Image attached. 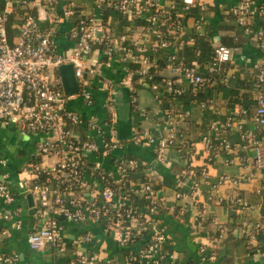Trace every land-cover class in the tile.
<instances>
[{"label":"built area","instance_id":"obj_1","mask_svg":"<svg viewBox=\"0 0 264 264\" xmlns=\"http://www.w3.org/2000/svg\"><path fill=\"white\" fill-rule=\"evenodd\" d=\"M90 1V13L76 17L77 5L73 2L63 5L62 0H0V121L16 124L23 133L36 134L38 153L44 160L52 159L45 164L29 163L24 168L30 176L23 179V185L33 194L39 217L44 219V224L29 234V247L38 252L53 248L54 264H219L216 249L220 245L204 242L199 243L194 262H182L164 219L168 211L184 215L186 202H195L206 185V201L220 203L229 197L237 209L245 212L260 207L253 221L242 222V229L253 251L258 250L264 257V187L257 191L263 195L259 204L252 203L241 190L242 184L254 178V169L247 167L239 175L222 174L215 180L209 169L210 162L233 155L226 158L228 164L252 162L264 173V60L254 66L255 104L213 118L199 142L191 140L182 125H189V113L172 103L163 110L162 119L154 122L156 131L141 128L132 132L127 141L153 146L161 161H166L171 150L186 161V167L176 176L171 199L163 198L156 187L158 181L150 174L136 178L144 165L125 152L126 139L118 131V110L112 93L106 96L105 121L86 118L71 102L81 96L91 106L95 96L88 87L90 76L98 74L102 65L114 68V62H120L125 64V76L119 83L130 90L133 108L148 119L151 113L139 108V91L148 90L157 103L163 104L170 95L197 94L206 84H227L240 47L214 40L209 62L199 60L200 54L189 62L182 54L207 24L208 0ZM40 7L48 10L52 23L75 19L70 30L73 45L58 50L54 29L40 24ZM230 9L244 33L264 50V30L255 28L253 22L256 13L264 16V0L260 4L257 0H237ZM107 10L120 14L124 31L115 32L113 26H108ZM10 15L18 26L13 41L7 27ZM165 51L160 63L159 55ZM70 63L81 88L75 95L65 93L58 72L59 66ZM130 63L134 67L130 68ZM212 105L211 99L199 103L201 109L213 108L219 116L222 112ZM234 133L237 141L232 139ZM198 144L206 152L205 164L200 167L193 164L192 151ZM0 164L6 161L0 158ZM159 183L163 186V179ZM228 190L232 196L227 195ZM135 194L148 204L137 205ZM15 199L9 182L0 175V220L9 221L16 215L9 207ZM62 215L66 221L102 226L114 234L119 247L133 248L135 255L123 261L104 257L95 250H81L93 240L91 234L79 236L70 247ZM203 223L202 214L194 215L190 228L198 231ZM14 226L20 228L21 221ZM216 234L218 243L226 236V229L218 227ZM7 236L8 229L1 228L0 241ZM18 262V253L0 252V264Z\"/></svg>","mask_w":264,"mask_h":264},{"label":"crops","instance_id":"obj_2","mask_svg":"<svg viewBox=\"0 0 264 264\" xmlns=\"http://www.w3.org/2000/svg\"><path fill=\"white\" fill-rule=\"evenodd\" d=\"M257 1L259 4L261 3V0ZM69 2H73L77 5L76 17L90 13L92 8L90 7V0H62L63 5ZM208 2L210 3V6L206 12L207 22L213 26L214 32L212 36L214 40H217V37H219L220 42L221 36L225 34L224 31L219 30V23L224 20L225 8L233 7L237 3V0H208ZM37 11L40 16L41 26L47 29H54V38L58 50H65L73 45L74 41L70 38V30L74 26L75 19H65L59 23H52L48 17V10L46 8L40 7ZM61 11L62 7L59 9L60 14L62 13ZM254 17V27L264 30V16L256 13ZM228 20L229 22L231 21V25H237L235 19L228 18ZM111 21L113 30H115V32H120L118 31L119 27L123 25L119 23L118 16L114 15L111 18ZM234 26L231 27L228 34L237 37L238 33L235 31ZM240 36L244 44L240 46L239 51L235 54L234 63L230 66V79L226 87H233L235 82L240 79L239 77H242L245 82L248 81L245 77L249 78V81L254 79V66L264 60V50L261 49L249 35L243 33ZM114 65V68H108L107 66L102 65L100 66V72H98V74L90 76L88 87L92 90L95 96V102L91 106H87L81 96L76 97V99L71 102V106L82 113L86 118H89V113L91 114L90 118H97L100 121H105V118L107 117V111L105 108L107 94L109 92L112 93L118 110L117 96L119 91H121L122 95L120 100L129 102L130 112L126 119H121L118 112V131L121 138L126 139L125 152L137 157L144 165L142 172L136 175V178H141L144 174L148 173L158 182L163 179L164 184L160 188V191L162 192L161 196L163 198L167 196L169 197L176 188L177 174L186 167V161L184 158L171 150L167 154L166 161H161L158 159L153 146L142 143L135 144L127 141L132 132L136 129L150 128L156 131L154 122L162 119L161 117L163 116L164 107L162 104L156 102L151 92L141 90L137 94L140 111L148 110L151 113L148 119L142 117L140 112L134 109L131 104L130 90L119 83L125 76L123 64L120 62H114ZM254 89L255 83H252L251 87H247V83H244L239 89L243 92H249L252 95L251 102L246 101L247 103H245L244 100L243 103L236 104L232 100L230 101L229 98L223 96L222 91H220L217 96L210 97L209 99L213 102L212 106L222 112L219 116L213 108H200L199 103L205 102L208 99L199 101L192 97L188 103H172V105H176L178 108L189 113V125H182L186 127L185 130L189 134L190 139L199 142L202 134L207 130L209 122L213 118H223L225 114L239 109L242 106H253L255 104ZM186 94L192 96L196 95L191 92ZM98 112L99 115L97 116ZM1 139L5 141L2 150L7 154H10V156H8V160L4 159L6 164L0 165V175L5 176V179L9 182L10 187L16 196L14 203L9 206L16 211V215L9 221L0 220V229L6 228L9 231V236L2 238L0 241V252L18 253V264H52L56 261L54 260L55 252L53 248L48 246L45 251L38 252L32 250L28 244L29 234L44 224V219L39 217L37 210L33 214L30 212L31 207L28 195L32 193L28 192L23 185V179L27 177L26 174L28 173L24 171L25 166L29 164V162L35 163L39 161V163H42L44 161L37 149L38 136L32 133H23L14 123L0 121V140ZM232 139L237 141V134L234 133ZM192 152L194 166L200 167L204 165L206 152L203 145L198 144ZM227 157H233V155H224L216 162H210L211 165L209 169L213 180L222 174L239 175L246 172L247 167L253 168L254 178L251 181L242 184L241 190L252 203L259 204L263 199V195H261V192L257 191L264 187V173L257 168H254L252 162L228 164L226 162ZM13 158L18 160L21 159L23 162L19 167L12 165L9 172V165ZM91 158L95 160V157ZM104 164L109 166L108 160H104ZM15 168L19 171L18 173H20L16 178L15 174H10ZM28 176H30L29 173ZM185 188L188 189L187 187ZM202 190L204 194H197L195 202H191V200L186 202L184 215H179L177 212L171 213L169 211L165 212L164 215L165 222L173 236V248L179 253L180 258L184 263H189L190 260L194 262L197 259V248L199 243L204 242L213 244L215 242L218 227H224L226 229V234L228 233L233 236L243 237L242 222L244 220L253 221L260 210V207H258L250 212L241 211L240 209H237L238 205L233 203L229 197H226L224 201L220 203L206 201L205 194H207L208 187L203 185ZM231 193V190L227 191V195H231ZM34 202L36 205L35 198ZM169 203L171 202L166 203V206L169 205ZM197 214L203 215L204 223L198 228V231H194L190 226L192 220H194V215L196 216ZM17 220L21 221L20 228L14 226ZM63 223L64 234L70 247H72L73 241L79 236L91 234L93 240L85 245V247L80 248L81 250H95L104 257L110 256L116 260H122L118 252L123 249L117 245L114 240V235L107 233L102 226L92 222L74 223L63 220ZM193 235L195 236L192 244H190L187 237ZM215 245L219 244L217 243ZM251 262L264 264V257L252 254L250 259L235 264H251Z\"/></svg>","mask_w":264,"mask_h":264},{"label":"trees","instance_id":"obj_3","mask_svg":"<svg viewBox=\"0 0 264 264\" xmlns=\"http://www.w3.org/2000/svg\"><path fill=\"white\" fill-rule=\"evenodd\" d=\"M230 10H231L230 7L225 8L224 20H222L219 23V30L225 32V34L221 36L220 42L228 46L240 47L244 44L242 42V39L240 38L241 37L240 35L245 32L244 27L240 26L239 24H237L236 26L231 25V21L229 22L228 18L235 19V16L230 14ZM114 15L120 18L119 13L111 10L106 11V17L109 24L108 26H112L111 18ZM232 26L235 27V31L238 33L237 37L228 34V31L231 30ZM7 27H8L9 36L13 41L15 34H17L18 32L17 20L14 18L13 15L9 16ZM125 28L126 27L121 26L119 27L118 31H122V30L124 31ZM213 32H214L213 26L207 22L204 30L198 34H195V42L189 46H186L185 49L182 51V54L185 53V56L189 62H191L194 59H198V54L201 55V59L199 60H201L202 62L211 61L214 50L213 48L214 38L212 36ZM166 54L167 51L162 52V54L159 55L160 63H163V60L165 59V57L163 59V56H166ZM129 67L130 68L134 67V65L130 63ZM239 78L240 79L237 82H235L233 87H226V85L228 84L218 82L217 84L214 85L206 84V86H202L198 91V93L194 96L190 94H185L181 96L170 95L169 97H165L162 106L164 107V109H166L170 107L171 103L185 104L188 103V101H190V98L192 97L199 101L202 100L204 101L206 99H209L210 97L212 98V96L213 97L217 96L220 93V91H222L223 96L229 98L230 101L232 100L236 104L243 103L244 100L245 103H247L246 101L251 102L252 95L249 92H243L239 89L243 86L244 83H247V87H251L252 83L253 84L255 83V80L251 79L249 81V78L245 77L248 80L245 82V80L242 79V77ZM37 162L39 163V161ZM141 178H143V176ZM156 187L161 188L159 182L156 183ZM135 198L137 205H144L146 203L148 204V202L143 197L139 198V196L135 194ZM164 211H166V209H163V212ZM194 236L195 235L187 237V240L190 244H192ZM213 244H217V243L214 242ZM218 244L220 245V247H218L216 250L219 255L220 264H235L237 262H243L252 257L253 248L249 245V242L245 237H237L227 233L224 239L219 241ZM134 252L135 251L133 250V248H128V249L125 248L123 250H120L118 253L119 256L122 258V260L124 261L128 256L135 255ZM191 262L192 261L190 260L189 263Z\"/></svg>","mask_w":264,"mask_h":264},{"label":"water","instance_id":"obj_4","mask_svg":"<svg viewBox=\"0 0 264 264\" xmlns=\"http://www.w3.org/2000/svg\"><path fill=\"white\" fill-rule=\"evenodd\" d=\"M220 38L217 37L216 41H219ZM58 72L60 75L62 87L67 95H75L80 93V83L79 80L76 76L75 72V67L72 63L70 64H63L58 67ZM121 91H119L117 99H118V112H119V117L121 119H126L128 118L129 112H130V104L129 102L125 100H120L121 97ZM160 195H162V192H160ZM28 199L30 202V212L33 214L36 211V206L34 202V196L33 194L28 195ZM60 219L65 220V216H60ZM112 235H114L112 233ZM252 254H255L257 256H260V253L258 250H255L252 252Z\"/></svg>","mask_w":264,"mask_h":264},{"label":"rangeland","instance_id":"obj_5","mask_svg":"<svg viewBox=\"0 0 264 264\" xmlns=\"http://www.w3.org/2000/svg\"><path fill=\"white\" fill-rule=\"evenodd\" d=\"M123 66H124V69H125V64H123ZM139 87L140 88H142L143 86H141V85H139ZM148 91V90H147ZM88 115H89V117H90V115L91 114H89L88 113ZM99 115V112L97 113V116ZM4 140L3 139H1L0 140V158H3V159H9V157L8 156H10V154H7L6 152H4L3 150H2V146L4 145ZM14 159V160H13ZM13 159H11V162H10V165H9V172H10V169H11V167H12V165H15L16 167H19L21 164H22V162H23V160H21V159H15V158H13ZM51 160L52 159H45L43 162H42V164H45V163H47V161H49V162H51ZM29 163H31V162H29ZM41 163V162H40ZM1 165V164H0ZM16 170V171H15ZM15 170H13V171H11V173L10 174H15V178L16 177H18L19 176V174L20 173H18L19 171H17V169L15 168ZM23 174V173H22ZM26 176L28 177V173L26 174ZM247 263V262H246ZM251 264H256V263H254V262H251Z\"/></svg>","mask_w":264,"mask_h":264}]
</instances>
